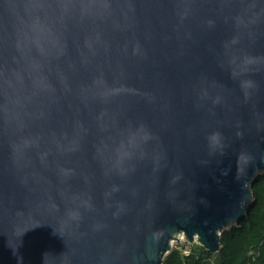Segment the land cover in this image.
Instances as JSON below:
<instances>
[{"label":"water","instance_id":"obj_1","mask_svg":"<svg viewBox=\"0 0 264 264\" xmlns=\"http://www.w3.org/2000/svg\"><path fill=\"white\" fill-rule=\"evenodd\" d=\"M263 173L264 0H0V264L218 254Z\"/></svg>","mask_w":264,"mask_h":264},{"label":"trees","instance_id":"obj_2","mask_svg":"<svg viewBox=\"0 0 264 264\" xmlns=\"http://www.w3.org/2000/svg\"><path fill=\"white\" fill-rule=\"evenodd\" d=\"M253 205L239 224L228 228L222 235L221 250L216 255L200 248L183 255L173 251L164 264H264V175L254 185Z\"/></svg>","mask_w":264,"mask_h":264},{"label":"rangeland","instance_id":"obj_3","mask_svg":"<svg viewBox=\"0 0 264 264\" xmlns=\"http://www.w3.org/2000/svg\"><path fill=\"white\" fill-rule=\"evenodd\" d=\"M261 175H264V173L263 174H261ZM178 237V240H179V242H180V244H178V240L177 241H173L172 242V248H171V251H170V253H172L173 251H177V250H181V253L183 254V255H188V254H190L192 251H200V248H203L202 246H201V244L195 239V241L193 242V243H190V242H188V240L185 238V236L184 235H178L177 236ZM169 253V254H170ZM168 254V255H169ZM168 255H166V257L168 256ZM216 255H218V254H214V256L216 257ZM165 257V258H166ZM165 260V259H164ZM211 264H215V262H214V260L212 259L211 260Z\"/></svg>","mask_w":264,"mask_h":264}]
</instances>
